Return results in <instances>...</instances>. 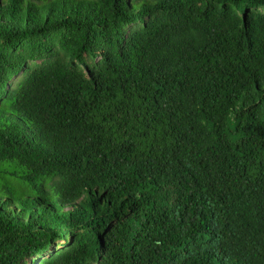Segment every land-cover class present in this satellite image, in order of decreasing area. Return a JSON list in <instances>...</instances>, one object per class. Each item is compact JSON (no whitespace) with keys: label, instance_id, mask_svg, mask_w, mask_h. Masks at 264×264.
I'll return each mask as SVG.
<instances>
[{"label":"trees","instance_id":"obj_1","mask_svg":"<svg viewBox=\"0 0 264 264\" xmlns=\"http://www.w3.org/2000/svg\"><path fill=\"white\" fill-rule=\"evenodd\" d=\"M0 264H264V0H0Z\"/></svg>","mask_w":264,"mask_h":264}]
</instances>
